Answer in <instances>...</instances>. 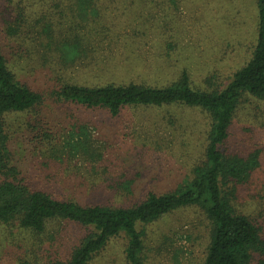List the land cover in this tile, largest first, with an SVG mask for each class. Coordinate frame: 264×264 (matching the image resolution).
I'll return each mask as SVG.
<instances>
[{"label": "trees", "instance_id": "1", "mask_svg": "<svg viewBox=\"0 0 264 264\" xmlns=\"http://www.w3.org/2000/svg\"><path fill=\"white\" fill-rule=\"evenodd\" d=\"M142 2L20 0L9 9L4 34L11 42L0 39V264H91L118 241L125 264H147V228L186 209L205 218L209 242L203 264H264V0H256L251 57L236 73L222 77L209 68L201 87L186 68L160 83L105 80L107 66L126 69L111 57L98 58L104 42L120 37L122 23L109 19L114 13L130 17L132 26L138 23L137 36L152 30L164 42L168 62L183 47L173 34V14L152 21L158 5L175 12V0ZM6 43H12L11 52ZM122 46L136 54L126 42ZM236 48L224 45L221 58ZM132 64L137 72L150 67L139 57ZM81 69L94 73L92 82L76 80ZM44 80L47 88L40 85ZM60 105L68 107L66 120L76 111L120 118L130 108H185L209 121L190 135L185 128L186 155L195 159L181 184L170 189H135L131 178L114 186L112 166L93 167H102L104 155L92 145L88 124H71L68 131L80 133L72 150L88 165L73 184L70 171H58L57 161L65 160L57 149L62 138L48 113ZM163 121L183 126L175 116ZM156 144L147 143L160 150ZM62 226L72 228L67 239L60 235Z\"/></svg>", "mask_w": 264, "mask_h": 264}, {"label": "rangeland", "instance_id": "2", "mask_svg": "<svg viewBox=\"0 0 264 264\" xmlns=\"http://www.w3.org/2000/svg\"><path fill=\"white\" fill-rule=\"evenodd\" d=\"M136 1L141 3L147 0ZM19 2L20 0H0L2 42H11L5 37L4 21H9V9ZM175 3L177 7L175 12L166 10L164 4L158 5L151 13L153 22H162L167 15L173 14V34L175 37L179 36L178 42H181L183 47L178 53H172V60L169 62L165 56H162L164 42H161L152 30H149L147 36H137L133 29L138 23H133L132 26L130 17L124 16L123 13L109 16V19L111 17V20L117 22L116 25L122 23L123 26L117 43L104 42L98 58L105 61L111 57L112 61L117 60L118 63L124 64L126 69L118 68L113 71L107 66L102 78L118 82L133 79L160 83L174 79L186 68L192 75L194 85L201 87L204 85V77L209 68H214L211 69L215 71L214 73L227 77L243 67L251 57L252 48L257 40L256 0H175ZM117 7L123 9L122 6ZM145 14L149 15L150 12L145 10ZM125 42L136 51L135 55L126 54L122 46ZM226 44L236 45L237 48L231 57L222 59V48ZM184 45L187 46V50L184 49ZM3 46L11 52L12 43ZM128 53H132L130 49ZM138 57L150 67H143L139 72L133 71L132 62ZM74 75L76 80L86 83L92 82L94 73H87V70L81 69ZM40 85L47 88L46 80ZM67 110L68 107L60 105L48 111L51 113L50 121L59 130L62 138V143L57 149L63 152L62 157L65 160L57 161L58 169H61L58 171L68 176L70 171V178L73 179L71 183L79 184L82 179L79 176L85 174L84 167L88 165L82 164L78 152L72 150V146H78L76 141L80 139V133L68 129L71 124H74L73 127L88 124L87 132L92 145L104 155L102 167H98L96 162L92 163L93 167L103 171L105 167L103 165L107 163L106 166H112L108 168L113 170L114 186L131 178L134 179L132 185L135 189H170L180 185L189 171L190 163L195 159L186 155L188 138L185 128L190 131V135L191 132L196 133V126L202 127L200 122L204 125L209 121L204 113L185 108L162 110L130 108L124 110L120 118H112L108 112L106 114L94 112L82 116L79 111L74 110L75 117L66 120ZM170 116H175L183 126L179 123L170 124L163 121ZM240 122L238 120V125ZM152 140L157 142L154 147L160 150H153L147 145ZM82 197L85 196L79 195L76 199L81 200ZM204 220L199 210L186 209L177 211L149 226L146 232L147 264H203L205 246L209 242ZM64 226L60 235L67 239L72 234V228L66 230ZM56 242H60L58 237ZM49 247L50 243L43 251L48 250ZM2 254L3 250L0 249V257ZM91 264H125L123 243L113 242L104 252L96 256Z\"/></svg>", "mask_w": 264, "mask_h": 264}]
</instances>
